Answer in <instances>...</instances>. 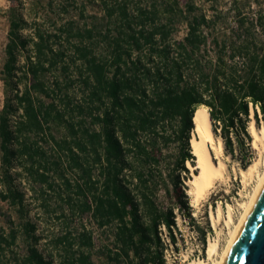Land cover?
I'll list each match as a JSON object with an SVG mask.
<instances>
[{
	"label": "trees",
	"instance_id": "1",
	"mask_svg": "<svg viewBox=\"0 0 264 264\" xmlns=\"http://www.w3.org/2000/svg\"><path fill=\"white\" fill-rule=\"evenodd\" d=\"M84 1L64 0L59 14L66 17L54 23V33L34 25L29 38L21 35L27 23L11 10L3 82L14 79L12 87L23 88L0 109V201L23 208L24 193L10 173L17 169L30 194H38L41 212L76 214L108 235L109 263L167 264L159 229L174 245L176 214L193 222L185 164L194 166L195 110H207L231 158L251 152V119L264 127V9L257 0H229L234 24L223 28L218 0H207L209 9L196 0ZM87 4L98 14H89ZM58 64L65 74L77 68L78 94L69 75L63 89L46 84L44 74ZM52 124L62 129L60 139ZM173 142L179 149L169 163L163 149ZM159 189L167 207L159 204ZM47 192L56 193L52 209ZM21 227L0 229V264H95L94 239L83 225L75 235L45 237L51 252L36 247L35 224Z\"/></svg>",
	"mask_w": 264,
	"mask_h": 264
},
{
	"label": "rangeland",
	"instance_id": "2",
	"mask_svg": "<svg viewBox=\"0 0 264 264\" xmlns=\"http://www.w3.org/2000/svg\"><path fill=\"white\" fill-rule=\"evenodd\" d=\"M48 1L49 0H0V109L2 108L6 99H12L13 95L16 92L20 93L23 88L21 82L18 83L16 88H13L11 83H15L14 79L10 84H5L3 82L2 67L5 62L4 51L7 43L9 19L12 14L11 10H13V14H15V16L21 17L27 23V27L21 31V35L24 37L29 38L32 36V29L34 25H38L43 31L53 34L55 31L54 23L56 21L61 22V20H64L66 17L63 16V14H59L60 7L63 5L61 3H64V0H52V6L50 8L48 7ZM210 1L213 2L215 0ZM251 1L252 0H249L248 2ZM257 1L259 2V5H261L262 9H264V0ZM179 2L181 5L184 4V0H179ZM196 2L202 6L203 9H209L210 5H212L211 2L207 0H196ZM84 3H86V0ZM229 3V0H218L217 3L214 4L217 8H219V10H222V13H224L223 16L225 19L219 24L223 28L230 27L234 24L232 18L233 12L227 11L230 8ZM244 3H247V1L244 0ZM92 5L93 4H87L88 13L98 14V10ZM250 9L252 12H256L258 10V6L253 5ZM245 11L246 9L244 8V12ZM70 14H72L75 19L77 12L76 10H73V12ZM184 31L185 27L181 25L178 31V36L182 37ZM23 63L24 60L22 56H19L17 64L19 68L17 71L18 77H21L20 71L22 70L21 67L23 66ZM76 69L77 68L75 67H71L72 72L76 71ZM71 71L70 73L67 72V74H65L62 72V67L58 64L56 68L44 74V81L49 87H53L55 83H58L60 89H63L65 79H67L66 77L69 75L71 76L72 80H75L73 89L74 93L78 94L79 83L76 81V78H72L75 77L76 74L73 72V75ZM46 101L47 100H45V102ZM17 113L19 115L20 112L17 111ZM15 120V117L11 118V125H13ZM251 125L257 129L263 127L262 125L257 127L252 119L247 125V131L251 137L249 142L251 152L249 154L248 152L236 153L235 157L231 158L223 147L222 154L220 155V160L224 165L223 178L220 181L215 182L212 185L213 187L204 192V194H202L197 201H195L193 195L188 194V191L190 190L188 181L192 179L193 172L187 167L188 162H186L185 165L189 170V174L188 179L185 180V193L188 197V205L191 210L190 214L193 218V222H189L179 214H176V229H173V234L176 239V243L174 245L168 240L165 229L163 227L159 229L160 237L166 244L163 255L167 264H190L197 261H201L203 264H213L212 260H207L208 258L206 255V249L209 241H215L217 243L214 259H217V257L221 254L228 239V228L224 222L226 218V205H230L232 207L234 220H237L241 213V211L238 209V205L248 200L249 194L254 185L253 183L255 181V178L252 183H250L251 181L247 183V180H242L239 175V171L247 169L249 166L255 164L261 159H264V146L258 142H254L252 136L250 135ZM51 133L56 139H60L63 131L58 126L52 124ZM37 140L39 143H41L40 145H42L45 149H48L49 145L46 146L41 139ZM178 149L179 145L176 142L170 143L166 148L163 149V153L165 155L164 157H168L167 159L169 160V163L173 161ZM258 169L262 170V167L259 165ZM14 171H16V173ZM10 173L13 175L14 179L13 186L24 193L23 208L11 206L0 201L1 230L7 232L10 226L16 229H21V226L25 222L29 221L36 225L34 233L40 237V241L36 247L41 251H47L49 249L48 252H51L50 247L46 248L47 250L44 248L45 237H50L53 234H58L61 231L68 230H71L73 233L72 235H75L76 230L80 231L81 225H83L86 229H88V231H90V233H92V237L94 239L93 248L90 251L94 263L112 264L106 260L104 255V247L110 245L109 238L106 233L97 230L94 224L90 223L89 221L79 220L76 214L74 216L66 214L64 218H60V210H57V212H54L53 210L41 212V210H39L40 204L37 201L38 194L36 193V197L30 194L28 190V183L25 181L22 175L18 174L17 169L12 170ZM71 178L74 179L73 177ZM54 188L56 192V189L58 190V188H56V186ZM47 193L48 194L46 198L49 200L48 203L50 205V209H52L56 204V193ZM48 195L51 197L50 199ZM158 199L159 204L162 205V207H167L169 205V202L162 189H159ZM218 207H221L222 209V217L217 220L216 209ZM210 215H213L215 218L214 222H212V220L210 221ZM10 222H12L13 225H11ZM202 232L204 233L205 237L204 245L201 242ZM23 246L24 245L19 242L15 247H13V253L18 255L21 254L24 249Z\"/></svg>",
	"mask_w": 264,
	"mask_h": 264
},
{
	"label": "bare ground",
	"instance_id": "3",
	"mask_svg": "<svg viewBox=\"0 0 264 264\" xmlns=\"http://www.w3.org/2000/svg\"><path fill=\"white\" fill-rule=\"evenodd\" d=\"M192 121L194 130L192 132L189 146L190 153L194 157V166L190 165L189 162L187 164V167L193 172L192 179L188 181V184L190 185L188 194L193 195L195 201H197L201 195L204 194V192L213 187L212 185L215 182L220 181L223 178L224 165L220 160V155L222 154L224 146L221 139L216 137L213 133L212 125L206 109H196L193 114ZM250 135L252 136L254 142H258L264 146V127L257 129L251 125ZM259 165L262 167V170L260 169L261 171L258 169ZM239 175L242 180H247V183L250 181V183H252L255 178L253 183L254 185L251 189L248 200L238 205V209L241 211V213L237 220H234L232 207L230 205H226V218L224 221L228 228V239L226 245L217 259H214L217 249V243L215 241H209L206 249V255L208 258L207 260H212L213 264H222L229 245L231 244L246 214L248 213L264 181V159H261L255 164L249 166L247 169L240 170ZM221 217L222 209L221 207H218L216 209V219L218 220ZM211 220L212 222L215 220L213 215H210V221ZM190 264L203 263H201V261H197Z\"/></svg>",
	"mask_w": 264,
	"mask_h": 264
},
{
	"label": "water",
	"instance_id": "4",
	"mask_svg": "<svg viewBox=\"0 0 264 264\" xmlns=\"http://www.w3.org/2000/svg\"><path fill=\"white\" fill-rule=\"evenodd\" d=\"M222 264H264V181Z\"/></svg>",
	"mask_w": 264,
	"mask_h": 264
}]
</instances>
